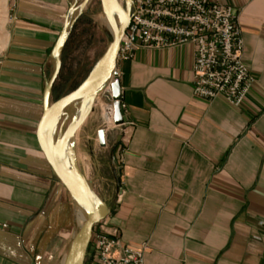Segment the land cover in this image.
I'll return each mask as SVG.
<instances>
[{
  "label": "crops",
  "instance_id": "obj_1",
  "mask_svg": "<svg viewBox=\"0 0 264 264\" xmlns=\"http://www.w3.org/2000/svg\"><path fill=\"white\" fill-rule=\"evenodd\" d=\"M210 1L238 12L255 79L243 106L193 95V47L139 49L117 63L126 123L114 126L101 96L76 137L79 166L89 161L110 208L104 230L146 248L145 264H264V0ZM73 3L0 0V264H52L76 232V208L36 134Z\"/></svg>",
  "mask_w": 264,
  "mask_h": 264
},
{
  "label": "built area",
  "instance_id": "obj_2",
  "mask_svg": "<svg viewBox=\"0 0 264 264\" xmlns=\"http://www.w3.org/2000/svg\"><path fill=\"white\" fill-rule=\"evenodd\" d=\"M131 22L121 41L118 62L133 60L139 49H194L193 95L223 99L241 108L255 84L243 59L244 40L238 12L210 0H131ZM108 108L113 107L107 90ZM96 228V229H95ZM93 231L84 264H145L147 249L123 247L117 233L102 223ZM9 229L0 223V233Z\"/></svg>",
  "mask_w": 264,
  "mask_h": 264
},
{
  "label": "water",
  "instance_id": "obj_3",
  "mask_svg": "<svg viewBox=\"0 0 264 264\" xmlns=\"http://www.w3.org/2000/svg\"><path fill=\"white\" fill-rule=\"evenodd\" d=\"M92 0L74 2L69 6L60 36L53 48V74L43 93V115L37 127V141L41 152L55 176L66 189L76 211L84 213V220L70 242L62 264H84L94 228L110 215V208L95 192L93 184L81 170L76 153L78 132L95 111V104L107 90L111 93L113 124L126 123L122 108V93L117 74L121 41L131 22L132 1L98 0L102 15L111 34V41L85 80L72 92L52 102L55 84L62 70V54L80 17ZM109 130H101L98 139L106 147ZM121 137L119 138V140ZM77 219V212H76Z\"/></svg>",
  "mask_w": 264,
  "mask_h": 264
},
{
  "label": "rangeland",
  "instance_id": "obj_4",
  "mask_svg": "<svg viewBox=\"0 0 264 264\" xmlns=\"http://www.w3.org/2000/svg\"><path fill=\"white\" fill-rule=\"evenodd\" d=\"M70 1H74L78 5L82 3L83 0ZM110 41L111 34L102 15L99 1L92 0L83 16L78 20L68 40V44L64 53L63 67L60 74L61 81L59 84L61 90L55 96V99L69 94L85 80L93 66L105 53ZM102 96L108 99L106 95L103 94ZM88 132L89 127L84 130V133ZM81 136L83 137V133H81ZM85 147L86 143L82 138V154L85 151ZM82 165L83 171H85L84 173H87L90 177L89 181H95L96 183L98 180L94 178L95 173L92 171L90 172L87 169L89 166V161H83ZM63 258L64 256L59 261L55 260L52 264H62Z\"/></svg>",
  "mask_w": 264,
  "mask_h": 264
},
{
  "label": "bare ground",
  "instance_id": "obj_5",
  "mask_svg": "<svg viewBox=\"0 0 264 264\" xmlns=\"http://www.w3.org/2000/svg\"><path fill=\"white\" fill-rule=\"evenodd\" d=\"M111 117H112V113H111ZM76 212H77V222H78V225H81V223L83 222V220L85 218L84 213L81 212L80 210H77Z\"/></svg>",
  "mask_w": 264,
  "mask_h": 264
},
{
  "label": "flooded vegetation",
  "instance_id": "obj_6",
  "mask_svg": "<svg viewBox=\"0 0 264 264\" xmlns=\"http://www.w3.org/2000/svg\"><path fill=\"white\" fill-rule=\"evenodd\" d=\"M119 2H120L121 4H124V0H119Z\"/></svg>",
  "mask_w": 264,
  "mask_h": 264
}]
</instances>
